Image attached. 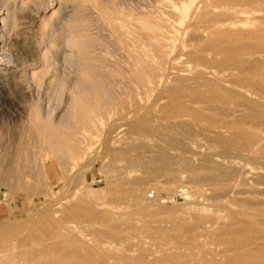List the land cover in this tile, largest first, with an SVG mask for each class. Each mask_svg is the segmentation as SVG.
Returning <instances> with one entry per match:
<instances>
[{
    "label": "rangeland",
    "instance_id": "374dc122",
    "mask_svg": "<svg viewBox=\"0 0 264 264\" xmlns=\"http://www.w3.org/2000/svg\"><path fill=\"white\" fill-rule=\"evenodd\" d=\"M7 1V27L0 25L10 53L0 64V264H234L237 253L246 264H264V73L246 71L264 60V0H128L119 8L105 0V10L131 22L121 40L77 1L46 0L50 7L39 16L30 0ZM144 23L147 38H133ZM129 50L161 60L168 83L146 97L133 80L141 71ZM16 54L28 69L13 75L5 69ZM215 99L222 102L211 105ZM213 105L215 112L206 110ZM203 116L236 124L190 141ZM249 253L261 257L248 260Z\"/></svg>",
    "mask_w": 264,
    "mask_h": 264
},
{
    "label": "bare ground",
    "instance_id": "6f19581e",
    "mask_svg": "<svg viewBox=\"0 0 264 264\" xmlns=\"http://www.w3.org/2000/svg\"><path fill=\"white\" fill-rule=\"evenodd\" d=\"M50 1V0H49ZM57 1V0H56ZM69 1V0H68ZM74 1H77L79 4H81V5H85V6H89L88 8H92V10L94 9V10H96L97 11V13H98V16H99V18H101V20H103V22L105 21V22H107L108 24H110L113 28H114V30L117 32V34H116V36L118 35V37L117 38H119L120 40L121 39H124L125 37H127V36H129L131 33H129V32H131V31H129V30H126L125 28H127L128 29V27H126L127 25H128V23L130 24L131 22H129L128 20H126V18L125 17H121V16H119V13L117 12V11H115V10H111V11H107V10H105V8H104V3L106 2L105 0H74ZM109 1L110 0H108L106 3H108L109 4ZM128 0H116L115 2H114V4H113V7H115L116 6V8H119L121 5L123 6V4L125 3V2H127ZM263 1V0H262ZM8 1L6 0L3 4H1L0 5V25L2 26V28L3 29H6V27H7V25H6V19L5 18H7L8 16V9H7V6H9V3H7ZM30 2H33L34 3V9H35V12H36V15H42V14H46L47 13V7H46V5H47V2H46V0H30ZM238 2V1H237ZM249 2V1H248ZM251 2V1H250ZM264 2V1H263ZM48 3H50V2H48ZM112 3V2H111ZM230 3V2H229ZM254 3V2H253ZM129 4H130V1H129ZM222 4V3H221ZM247 4V3H246ZM250 4V3H249ZM58 5V4H57ZM110 5V4H109ZM125 5V4H124ZM127 5V4H126ZM48 6V5H47ZM52 6V5H51ZM117 6H119V7H117ZM48 7H50V6H48ZM68 7V6H67ZM127 7V6H126ZM129 8H130V6H128ZM251 7V6H250ZM260 7V6H259ZM263 8V7H262ZM32 9V8H31ZM52 9V8H51ZM126 9H128V8H126ZM125 9V10H126ZM261 9V8H260ZM227 10V9H226ZM245 10V9H244ZM244 10H242V11H244ZM254 10V9H253ZM34 11V10H33ZM247 11V10H246ZM252 11V10H251ZM262 11H263V9H262ZM261 11V12H262ZM49 12V11H48ZM125 12H127V11H125ZM124 12V13H125ZM193 12V11H192ZM245 12V11H244ZM194 13V12H193ZM94 14H95V12H94ZM93 14V15H94ZM128 14V13H127ZM97 15V14H96ZM131 15V14H130ZM234 15H236V14H234ZM4 16H6L5 18H4ZM35 16V15H34ZM241 16V15H240ZM243 16V15H242ZM198 18V17H197ZM34 19V18H33ZM35 19H36V17H35ZM241 19V18H240ZM245 19V18H244ZM249 19V18H248ZM146 20V19H145ZM144 20V21H145ZM35 21V20H34ZM144 21H142V22H144ZM147 21V20H146ZM48 22V21H47ZM139 22V21H138ZM37 23V22H36ZM148 23V22H147ZM40 24V23H39ZM38 24V25H39ZM141 24V23H140ZM149 24V23H148ZM151 24V23H150ZM138 26V25H137ZM189 26V25H188ZM203 26H205V25H203ZM227 26V25H226ZM44 27V26H43ZM38 28V27H37ZM48 28V27H47ZM129 28L131 29V25H129ZM137 28V27H136ZM140 28V29H139ZM148 27L145 25V23L143 24V25H141V27H139L138 26V30L139 31H142L141 33H140V35H139V37L138 38H136V37H133V38H135V39H137V40H141V39H146L147 38V34H145V32H144V30H146V31H148V29H147ZM177 28V27H176ZM229 28V27H228ZM152 29H153V27H152ZM230 29H232V28H230ZM41 30V29H40ZM137 30V31H138ZM45 31V30H44ZM129 31V32H128ZM198 31V30H197ZM115 32V33H116ZM251 32V31H250ZM259 32V31H258ZM262 32H264V31H262ZM208 34V33H207ZM40 35V34H39ZM180 35V34H179ZM258 35H261V32H259V34ZM135 36V35H134ZM218 36V35H217ZM129 38V37H128ZM133 38H130V40L131 39H133ZM45 39V38H44ZM181 39V38H180ZM198 39V38H197ZM50 40V39H49ZM199 40V39H198ZM3 41H4V39H3V35H0V64L1 63H4L3 61H4V58H8L9 57V51H8V49H5L4 48V46H3ZM118 41V43H119V40H117ZM194 41H196V40H194ZM201 41V40H200ZM50 42V41H49ZM62 42V41H61ZM64 42V41H63ZM138 42V41H137ZM157 42V41H156ZM191 43H192V41H191ZM196 43V42H195ZM219 43V42H218ZM217 43V44H218ZM132 44V43H131ZM220 44V43H219ZM133 45V44H132ZM144 45H146V44H144ZM157 44H155V46H156ZM181 45V44H180ZM208 45V44H207ZM249 44H246L245 46H248ZM253 45V44H252ZM262 45V44H261ZM31 46V45H30ZM202 46H203V44H202ZM218 46H220V45H217V47ZM251 46V45H250ZM250 46H248V47H250ZM255 46V45H254ZM263 46V45H262ZM140 47V46H139ZM186 47H187V45H186ZM216 47V46H215ZM126 48V47H125ZM137 48V47H136ZM180 48H181V46H180ZM208 48V47H207ZM210 48H212V47H210ZM242 48H244V47H242ZM255 48H257V46H255ZM262 47H258V49H261ZM127 49V48H126ZM138 49V48H137ZM147 49V48H146ZM244 49H246V47L244 48ZM249 49V48H248ZM247 49V50H248ZM251 49V48H250ZM257 49V50H258ZM13 50H15V49H13ZM30 50V49H29ZM34 50V49H33ZM139 50V49H138ZM239 50V49H238ZM65 51V50H64ZM153 51H154V49H153ZM152 51V52H153ZM208 51V50H207ZM249 51V50H248ZM252 51V50H251ZM264 51V49L262 48L261 50H259V53L260 52H262V53H264L263 52ZM7 52L9 53V54H7ZM11 52H14V51H11ZM35 52V51H34ZM127 52V54H128V58L129 59H131L135 64H139V70L141 71L140 72V77H139V80H137V78L136 77H133V80H135V82H137L138 83V85H139V88H141L142 89V91L145 93L144 95H146V97H147V94L146 93H149V92H151V93H153L154 91L152 90L156 85H158V87L161 85V84H166V83H168V78H169V74L167 73V71H164V70H162V63H161V60L160 61H155L151 56H150V54L148 53V52H146V51H144V50H142V51H139V52H134V51H132V50H129V51H126ZM232 52V51H231ZM51 53V52H50ZM226 53H229V51L228 52H226ZM248 53H250V51L248 52ZM253 54V53H252ZM251 53H250V55H252ZM53 55V54H52ZM157 55V54H156ZM16 59H15V61L13 62V64L11 65L10 63V61H9V64L10 65H7L6 66V72H11V74H13V75H15V74H18L19 72H26L27 71V69H28V67L27 68H20V67H23V65H22V61L24 60V58H23V56H21V55H17L16 54ZM257 56V55H256ZM262 56V55H261ZM127 57V56H126ZM155 57V56H154ZM159 57V56H158ZM244 57V56H243ZM253 58L255 57V56H252ZM259 57H260V55H259ZM11 58V57H10ZM53 58H54V56H53ZM64 58V57H63ZM160 58V57H159ZM178 58V57H177ZM239 58V57H238ZM242 58V57H241ZM257 58H258V56H257ZM127 59V58H126ZM205 59V58H204ZM204 59H201L202 61H204ZM227 59V58H226ZM245 59V61H246V58H244ZM250 59V58H249ZM42 60V59H41ZM228 60V59H227ZM227 60H226V62H227ZM243 60V59H242ZM252 60V59H251ZM7 61V60H6ZM249 61V60H248ZM254 61V60H253ZM24 62V61H23ZM228 62H230V61H228ZM238 62V61H237ZM236 62V60H234V63H237ZM250 62V61H249ZM248 62V63H249ZM24 63H26V62H24ZM55 63V62H54ZM225 63V62H224ZM245 63V62H244ZM248 63H246V64H248ZM251 63H252V61L250 62V64L249 65H247L248 67H247V70L246 71H250V72H252L251 71V69L253 68L256 72H260V73H264V60H262V58H261V60H260V58L259 59H255V61L252 63V65H251ZM6 64V63H5ZM225 64H227V63H225ZM224 64V65H225ZM245 64V65H246ZM2 65V64H1ZM127 65H129V64H127ZM244 65V66H245ZM132 66V65H131ZM232 66V65H231ZM239 66V65H238ZM240 66H242V65H240ZM239 66V67H240ZM129 67H130V65H129ZM188 67V66H187ZM226 67H228V66H226ZM233 67H236V66H234L233 65ZM249 67H251L250 68V70L248 69ZM128 69V68H127ZM131 69V68H130ZM130 69H129V71H130ZM227 69V68H226ZM243 69V68H242ZM246 69V68H245ZM245 69H243V71H245ZM252 69V70H253ZM51 70V69H50ZM117 70V69H116ZM115 70V71H116ZM126 70V69H125ZM239 70V69H238ZM241 70V69H240ZM100 71H102V70H100ZM242 71V70H241ZM240 71V72H241ZM255 71H254V73H255ZM1 72V71H0ZM5 72V71H4ZM29 72V71H28ZM118 72V71H117ZM123 72H124V69H123ZM169 72V71H168ZM239 72V73H240ZM121 73V72H120ZM120 73H118V74H120ZM124 73H126V72H124ZM201 73V72H200ZM202 73H204V72H202ZM238 73V74H239ZM244 73V72H243ZM248 74H251V73H249V72H247ZM253 72H252V74H254ZM122 74V73H121ZM205 74V73H204ZM210 74V73H209ZM224 74V73H223ZM223 74L221 75V76H223ZM232 74H233V72H232ZM237 74V75H238ZM251 74V75H252ZM255 74H259V73H255ZM8 75V74H7ZM96 75V74H95ZM123 75V74H122ZM131 75H133V76H136V75H138L137 73H131ZM172 75V74H171ZM174 75V74H173ZM203 75V74H202ZM213 75V74H212ZM244 75V74H243ZM176 76V75H175ZM185 76V75H184ZM193 76V75H192ZM207 76V75H206ZM221 76H219L220 78H221ZM246 76H247V74H246ZM257 76V75H256ZM255 76V77H256ZM260 76H261V74H260ZM97 77V76H96ZM128 76L126 75V78H127ZM172 77V76H171ZM174 77V76H173ZM209 77H210V75H209ZM212 77V76H211ZM237 77V76H236ZM239 77V76H238ZM258 77V76H257ZM121 78H123L122 76H121ZM223 78V77H222ZM232 78V77H231ZM234 78V77H233ZM240 78V77H239ZM252 79H253V77H251ZM114 79V78H113ZM112 79V80H113ZM130 78H128V80H129ZM174 80H175V78H173ZM218 80H219V78H217ZM95 80V79H94ZM107 80V79H106ZM124 80H126V79H124ZM123 80V81H124ZM128 80H126L127 82H129ZM194 80H195V78H194ZM198 80V79H197ZM206 81H208V79H205ZM130 81L131 82H129V83H133L134 81H132L131 79H130ZM170 81V80H169ZM220 81H222V80H220ZM223 81H224V79H223ZM120 82V81H119ZM172 82H174V81H172ZM175 82H176V80H175ZM199 82V81H198ZM253 82V81H252ZM110 83V82H109ZM114 83V82H113ZM123 83V82H122ZM231 83V82H230ZM240 83V82H239ZM242 83V82H241ZM245 83V82H244ZM134 84V83H133ZM185 84H187V82L185 83ZM225 84V83H224ZM256 84L257 85H259L260 87H261V85L260 84H258L257 82H256ZM256 84H254V86H253V88L255 87V85ZM113 85V84H112ZM131 85V84H130ZM135 86H136V84H134ZM162 85V86H163ZM174 84L172 83V86H173ZM176 85V84H175ZM179 85V84H178ZM178 85H176L177 87H180V86H178ZM181 85H183V84H181ZM237 85H238V83H237ZM122 86V85H121ZM133 86V85H132ZM154 86V87H153ZM168 86V85H167ZM170 86V85H169ZM175 86V87H176ZM205 86H208V85H204V87ZM215 86V85H214ZM213 86V87H214ZM258 86V87H259ZM164 87V86H163ZM162 87V88H163ZM171 87V86H170ZM170 87H169V89H170ZM202 87V86H201ZM220 87V86H219ZM127 88V87H126ZM136 88H138V87H136ZM138 88V89H139ZM162 88L160 89V91H162ZM165 88H166V86H165ZM174 88V87H173ZM182 88V87H181ZM208 88H209V86H208ZM211 88V87H210ZM223 88V87H222ZM225 88V87H224ZM224 88H223V90H224ZM246 88V87H245ZM249 89H250V87H248ZM247 88V89H248ZM256 88V87H255ZM263 88V87H262ZM262 88H259V90H260V92H261V89ZM129 89V88H128ZM159 89V88H158ZM168 89V88H167ZM184 89V88H183ZM193 90H194V88H192ZM218 89V88H217ZM237 89V88H236ZM113 90V89H112ZM136 90V89H135ZM179 89H175V91H178ZM199 90H200V88H199ZM222 90V91H223ZM258 90V89H257ZM259 90L258 91H256V92H259ZM130 91H131V89H130ZM139 91V90H138ZM156 91H157V89H156ZM165 91V90H164ZM188 91V90H187ZM190 91H192V90H190ZM218 91V90H217ZM236 91V93L237 94H241V95H244L245 93L244 92H246V91H242V90H239V89H237V90H235ZM112 92V91H111ZM158 92V91H157ZM156 92V93H157ZM250 92V91H249ZM259 92V93H260ZM262 92H264V89H262ZM109 93V92H108ZM156 93H155V95H156ZM158 93H160V94H158V95H160L161 96V93L163 94V92H158ZM183 93V92H182ZM181 92H180V94H182ZM229 93V92H228ZM114 94V93H113ZM112 94V95H113ZM179 93H177V95H178ZM185 94V93H184ZM188 94V93H187ZM251 94V93H250ZM101 95V94H100ZM110 95V94H109ZM152 95V94H151ZM229 95V94H228ZM264 95V94H263ZM102 96V95H101ZM159 96V97H160ZM163 96H164V94H163ZM240 96V95H239ZM241 97V96H240ZM249 97V96H248ZM109 98V97H108ZM142 98V97H141ZM150 98V97H149ZM151 98H152V96H151ZM161 98H163L162 96H161ZM165 98V97H164ZM176 98V97H175ZM203 98V97H202ZM233 98V97H232ZM242 98V97H241ZM251 98V97H250ZM157 99H158V97H157ZM174 99V98H173ZM181 100H182V98H180ZM191 99V98H190ZM225 99V98H224ZM245 99V98H244ZM255 99V98H254ZM108 100V99H107ZM106 100V101H107ZM175 100V99H174ZM176 100L177 101H179V97L178 98H176ZM80 101H82V100H80ZM92 101V100H91ZM159 102L161 101V100H158ZM246 101H251V100H246ZM112 102V101H111ZM118 102V101H117ZM186 102V101H185ZM201 102V101H200ZM218 102H222V100H219V99H215V100H213V101H211V105L212 104H216V103H218ZM252 102H256V104H257V101H253L252 100ZM87 103V102H86ZM109 103H110V101H109ZM131 103H132V101H131ZM178 103H180V102H178ZM183 103V102H182ZM187 103V102H186ZM204 103V102H203ZM250 103V102H249ZM248 102H247V104H249ZM91 104V103H90ZM111 104V103H110ZM118 104V103H117ZM254 104V103H253ZM260 104V103H259ZM86 105V104H85ZM104 105V104H103ZM102 105V106H103ZM120 105V104H119ZM161 105V104H160ZM177 105V104H176ZM185 105V104H184ZM187 105V104H186ZM207 105V104H206ZM222 105H224V104H222ZM238 105H240V104H238ZM244 105V104H243ZM242 105V106H243ZM252 105V104H251ZM89 106V105H88ZM156 106H158L157 104H156ZM155 106V107H156ZM215 106H217V105H215ZM215 106L213 105V106H211L209 109H208V107L209 106H207V109L206 110H208L209 112H215L216 110H215ZM246 106V105H245ZM255 106V105H254ZM253 106V107H254ZM258 106V105H257ZM153 107V106H152ZM183 107V106H182ZM241 107V106H240ZM92 108V107H91ZM172 108H174V107H172ZM243 108V107H242ZM248 107L246 106V109H247ZM255 108V107H254ZM256 108H259V107H256ZM264 108V107H263ZM262 108V109H263ZM80 109V108H79ZM87 109V108H86ZM152 109H154V108H152ZM156 109V108H155ZM188 110H189V108H187ZM192 109V108H191ZM249 109L250 108H248V112H249ZM261 109V108H260ZM97 110H99V109H97ZM145 110V109H144ZM168 110H170V108L168 109ZM195 110V109H194ZM227 110V109H226ZM83 111H84V108H83ZM87 111H88V109H87ZM86 111V112H87ZM141 111V110H140ZM196 111V110H195ZM217 111H219V110H217ZM223 111H225V109L223 110ZM222 111V112H223ZM245 111V110H244ZM244 111H243V113H244ZM80 112V111H79ZM106 112V111H105ZM131 112V111H130ZM151 112H153V111H151ZM193 112V111H192ZM201 111H199V114H201L200 113ZM230 112H232V110L230 111ZM233 112H234V110H233ZM237 112V111H236ZM101 113V112H100ZM132 113V112H131ZM138 113V112H137ZM197 114H198V112H196ZM219 113V112H218ZM240 113H242V111H240ZM239 112H238V114H240ZM251 113V112H250ZM95 115V114H94ZM143 115V114H142ZM202 115H204V113H202ZM82 116H83V114H82ZM96 116V115H95ZM158 116V115H157ZM220 116V115H219ZM222 116H223V114H222ZM221 116V117H222ZM229 116H230V114H229ZM245 116H246V114H245ZM261 116V115H260ZM81 117V116H80ZM94 117V116H93ZM135 117V116H134ZM138 117H139V115H138ZM226 117H227V115H226ZM85 118H86V116H85ZM197 118V117H196ZM229 118V117H228ZM228 118H226V119H228ZM230 118H232V116L230 117ZM91 119V118H90ZM216 118H212L211 116H203V119L201 120V121H199L197 124H195V126L198 128L197 129V131H195L194 133H193V135H189V137L191 136V138H190V141H191V139L193 140H195V141H198L199 140V138L201 139V140H203L204 138H207L208 137V135L209 134H217V133H219V132H229L234 126H235V124L236 123H234V122H230V121H226V120H223L222 119V121H219L218 119L217 120H215ZM233 119V118H232ZM79 120V119H78ZM88 120V119H87ZM142 120H144V119H141V121ZM157 120V119H156ZM197 120V119H196ZM90 121V120H89ZM134 121V120H133ZM138 121V120H137ZM145 121V120H144ZM206 123H205V122ZM263 121V120H262ZM158 122H159V120H158ZM163 122V121H162ZM197 122V121H196ZM130 123V122H129ZM145 123V122H144ZM207 124V125H206ZM261 124V123H260ZM52 124H50V126H51ZM136 125H137V122H136ZM157 125V124H156ZM256 125H258V124H256ZM264 125V124H263ZM148 126V125H147ZM151 126V125H150ZM150 126H148V130H151L152 131V128L151 129H149L150 128ZM180 126V125H179ZM31 127V126H30ZM133 127V126H132ZM260 127H261V125H260ZM48 128V127H47ZM135 128V127H134ZM155 128V127H154ZM153 128V129H154ZM244 128V127H243ZM56 129V128H55ZM194 129V128H193ZM246 129V128H245ZM142 130V129H141ZM140 130V131H141ZM143 130H145V129H143ZM147 130V129H146ZM155 130V129H154ZM157 130V129H156ZM174 130V129H173ZM172 130V131H173ZM50 131V130H49ZM53 131V130H52ZM158 131V130H157ZM156 131V132H157ZM149 132V131H148ZM149 134V133H148ZM153 135V134H152ZM157 135V134H156ZM164 135V134H163ZM181 135V134H180ZM211 135V136H212ZM48 136V135H47ZM161 136V135H160ZM159 136V137H160ZM166 135H164V137H165ZM186 136H188V135H186ZM214 136V135H213ZM223 136V135H222ZM228 136V135H227ZM163 137V136H162ZM216 137V136H215ZM209 138V137H208ZM164 139V138H163ZM164 140H166V139H164ZM218 141H219V139H218ZM63 142V141H62ZM66 142V141H65ZM64 142V143H65ZM225 143L227 142L228 143V141H224ZM264 142V141H263ZM262 142V143H263ZM54 143V142H53ZM63 143V144H64ZM195 143V142H194ZM237 143V142H236ZM221 144V143H220ZM223 144V143H222ZM221 144V145H222ZM229 144H232V143H229ZM264 144V143H263ZM262 144V145H263ZM69 145V144H68ZM67 145V146H68ZM254 145V144H253ZM49 146V145H48ZM55 146V145H54ZM64 146V145H63ZM73 146V145H72ZM167 146V145H166ZM184 146V145H183ZM78 147V146H77ZM186 147V146H185ZM229 147V145H227V148ZM258 147H260V146H258ZM67 149V152H68V154L70 153L69 151H68V148H69V146L68 147H66ZM175 148V147H174ZM177 148V147H176ZM175 148V149H176ZM183 148V147H182ZM181 148V149H182ZM192 148V147H191ZM239 148V147H238ZM237 147H236V149H238ZM70 149V148H69ZM73 149V148H72ZM71 149V150H72ZM76 149V148H75ZM178 149V148H177ZM176 149V150H177ZM231 150V149H230ZM239 150V149H238ZM260 150V149H259ZM72 151H74V150H72ZM159 151V150H158ZM173 151V150H172ZM224 150H222V151H220L219 153H224L223 152ZM227 151V150H226ZM231 151H233V150H231ZM258 151V150H257ZM76 152V151H75ZM162 152V151H161ZM164 152V151H163ZM234 152H237V151H234ZM183 153H185V152H183ZM228 153H230V152H228L227 151V154ZM251 153V152H250ZM253 153H255V152H253ZM164 154H166V153H164ZM220 154V155H221ZM70 155V154H69ZM196 155V154H195ZM198 156H199V154H197ZM207 155V154H206ZM224 154H222L221 156H220V158H221V160H222V156H223ZM235 155V154H234ZM252 155V154H251ZM204 156V155H203ZM202 156V157H203ZM225 156H226V154H225ZM245 156V155H244ZM243 156V157H244ZM201 156H199L198 158H200ZM208 157V156H207ZM217 157H219V155H217ZM217 157H215V158H217ZM231 157H233V156H231ZM230 157V160L231 159H234V158H231ZM248 156H246V158H247ZM250 157V156H249ZM208 158H210V156L208 157ZM213 158V157H212ZM211 158V159H212ZM223 158H229V156L228 157H223ZM239 158H241V157H239ZM239 158H237V161H241V160H238ZM261 159V158H259V157H256V159ZM161 158H159V161L161 162V160H160ZM163 160H167V157L166 156H163V158H162ZM210 159V160H211ZM226 159V160H227ZM244 159H245V157H244ZM250 159V158H249ZM251 159H253V156L251 157ZM178 160V159H177ZM226 160H224V161H226ZM264 160V159H263ZM234 161H236V160H234ZM236 161V162H237ZM243 161V160H242ZM247 161H249L248 159H247ZM247 161H246V163H247ZM133 162H134V160H133ZM157 162V161H156ZM211 162H213V160H211ZM236 162H231V163H236ZM263 162V161H262ZM159 163V162H158ZM162 163V162H161ZM216 163V162H215ZM214 162H213V164H215ZM260 163V162H259ZM134 165H135V163H133ZM212 164V163H211ZM229 164H230V161H229ZM262 164V163H261ZM137 165V164H136ZM160 165V164H159ZM216 165L217 166H219V164H217L216 163ZM233 165V164H232ZM232 165H230V166H232ZM262 165H264V164H262ZM139 166H142L141 164L139 165ZM156 167H159L158 166V164L157 165H155ZM213 167H214V165H212ZM216 166V167H217ZM244 166V165H243ZM245 166H247V165H245ZM137 167V166H136ZM146 167H151V166H146ZM233 167V166H232ZM249 167H250V165H249ZM252 167V166H251ZM262 167V166H261ZM260 167V168H261ZM264 167V166H263ZM160 168V167H159ZM215 168V167H214ZM218 168V167H217ZM153 169H154V167H153ZM227 169H229V168H227ZM233 169H237L236 167H234ZM232 168H231V170L229 171L230 173L232 172V170H233ZM244 169V168H243ZM264 169V168H263ZM240 170H242V169H240ZM239 170L237 169L236 171H234L233 173H236V175H237V172H238ZM244 171V170H243ZM251 171V170H250ZM249 171V172H250ZM255 171V170H254ZM240 172V171H239ZM245 172V171H244ZM247 172H248V170H247ZM248 172V173H249ZM228 173V172H227ZM242 173V172H241ZM241 173H239V174H241ZM232 174V173H231ZM250 174V173H249ZM227 176H229V177H233L232 175L230 176V174L228 175V174H226ZM242 175V177H243V175H244V173H242L241 174ZM241 175H240V177H241ZM247 175V174H246ZM246 175H244V177L246 176ZM257 175H260V174H258V173H256L254 176H257ZM224 176V175H223ZM227 176H226V178H227ZM263 176V177H262ZM260 178L262 177L263 179H262V181H264V175L263 174H261L260 176H259ZM233 178H236V177H233ZM239 178V177H238ZM237 178V179H238ZM237 179H234V180H236L237 181ZM242 179V178H241ZM194 180V179H193ZM240 180V179H239ZM242 180H244V182H246L245 181V178L244 179H242ZM255 182L256 180L254 179H252V180H249L248 182ZM261 181V179L259 180V182ZM259 182H257V183H259ZM247 183V182H246ZM253 184V183H252ZM255 184H256V182H255ZM255 184H253L254 186H256ZM261 185H262V187H264L263 186V182L262 183H260ZM260 184L259 185H257L258 187H260ZM247 185V184H246ZM245 184H244V187L246 186ZM248 186H249V183H248ZM252 186V185H251ZM238 187V186H237ZM232 188H234V187H232ZM246 188V187H245ZM237 189H240L239 187L237 188ZM247 189V188H246ZM257 189V188H256ZM234 190H236V188H234ZM246 191V190H245ZM248 191V190H247ZM255 191V190H254ZM257 191H259V190H257ZM261 191V190H260ZM264 191V190H263ZM233 192V191H232ZM231 192V193H232ZM229 193V192H228ZM234 193V192H233ZM233 193H232V195H233ZM237 193V192H236ZM236 193H234V194H236ZM251 193V192H250ZM257 193H259V192H257ZM225 194H227V193H225ZM230 194V193H229ZM238 194V193H237ZM245 194H248V192H246V193H243L242 195H244L245 196ZM255 194H256V192H255ZM239 195H240V193H239ZM252 195V194H251ZM254 195V194H253ZM262 195V194H261ZM260 195V196H261ZM264 195V194H263ZM262 195V196H263ZM228 196V195H227ZM55 201V200H54ZM60 204V203H59ZM54 209V208H53ZM256 211H258V210H256ZM55 212H57V211H55ZM262 211H260V213H261ZM262 213H264V212H262ZM264 216V215H263ZM54 219V218H53ZM237 220V219H236ZM239 221V220H238ZM243 222H244V220H243ZM240 223H241V221H240ZM244 223H248V227H251L250 226V224H249V222H244ZM241 225H245V224H241ZM212 226V225H211ZM247 226V225H246ZM245 226V227H246ZM245 227H244V229H245ZM253 227H254V225H253ZM256 227V226H255ZM242 229V228H241ZM261 230V229H260ZM263 233V232H262ZM242 234H243V232H242ZM251 234H253V232L251 233ZM104 235V234H103ZM245 235V234H244ZM258 235V234H257ZM105 236V235H104ZM111 236V235H110ZM249 236V235H248ZM256 236V235H255ZM107 237V236H106ZM247 237V236H246ZM246 237H242L241 236V238H246ZM257 237V236H256ZM240 238V239H241ZM262 238V237H261ZM248 239V238H247ZM258 239H259V237H258ZM237 240V239H236ZM242 240V239H241ZM262 240L263 239H259V242H262ZM244 241H245V239H244ZM250 241H253V240H249V242ZM231 242V241H230ZM241 242V241H240ZM248 242V241H247ZM246 242V243H247ZM248 242V243H249ZM255 242H257V241H255ZM258 242V243H259ZM86 243V242H85ZM88 243V242H87ZM256 244V243H255ZM254 244V245H255ZM64 245V244H63ZM237 244H234L233 246H236ZM240 246V245H239ZM252 246H253V244H252ZM260 247H261V245H259ZM263 246H264V243H263ZM236 247H238V246H236ZM240 247H242V246H240ZM244 247H250V246H245L244 245ZM91 248V247H90ZM264 248V247H263ZM263 248H262V251L261 252H263ZM237 248H234V250H236ZM258 249L259 248H257V250H255V251H257L258 252ZM44 250V249H43ZM43 250H41V251H43ZM57 250V249H56ZM231 250H232V248H231ZM233 250V251H234ZM240 250H242V249H240ZM41 251L39 252V253H41ZM226 251V250H225ZM230 251V250H229ZM254 250L252 251V252H255ZM259 251H260V249H259ZM227 252V251H226ZM232 252V251H231ZM234 252H236V251H234ZM251 252V251H250ZM260 252V254H262ZM228 253H230V252H228ZM245 253V252H244ZM38 254V253H37ZM37 254H35L36 256H38ZM41 254H43V253H41ZM70 254V253H69ZM241 254V253H240ZM240 254H238L237 253V256H236V260H237V262L238 261H244V259H242L241 258V256H240ZM255 254V253H254ZM254 254H252V255H254ZM258 253H256L254 256H256ZM264 254V253H263ZM262 254V257H261V255L260 256H256L255 258H257V257H261L262 259H263V257H264V255ZM52 255H54L53 253H52ZM240 257H239V256ZM245 255H248L247 253L245 254ZM250 253H249V256H250V258L248 259V260H250L251 259V257H253L254 258V256H252ZM232 256V255H231ZM107 257V256H106ZM237 257H239V258H241L242 260H240V259H238ZM246 257V256H245ZM37 258V257H36ZM55 258V257H54ZM109 258V257H108ZM243 258H244V255H243ZM252 258V259H253ZM254 258V259H255ZM261 258H260V261H262L261 260ZM53 259V258H52ZM246 259V258H245ZM251 259V260H252ZM35 260V259H34ZM232 260V259H231ZM233 260H234V258H233ZM233 260L231 261L232 263H233ZM264 260V259H263ZM246 261L247 260H245L244 262H245V264H246ZM237 262H234V264H237ZM252 262V261H251ZM54 263V262H53ZM242 264H244L243 262H241ZM240 263V264H241ZM258 263H260V262H258ZM262 263V262H261ZM251 264V263H250Z\"/></svg>",
    "mask_w": 264,
    "mask_h": 264
}]
</instances>
